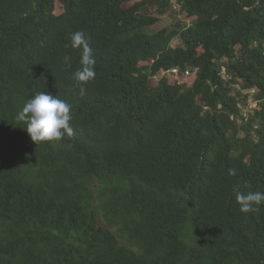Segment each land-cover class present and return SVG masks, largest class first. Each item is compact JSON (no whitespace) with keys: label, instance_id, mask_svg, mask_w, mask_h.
I'll use <instances>...</instances> for the list:
<instances>
[{"label":"trees","instance_id":"obj_1","mask_svg":"<svg viewBox=\"0 0 264 264\" xmlns=\"http://www.w3.org/2000/svg\"><path fill=\"white\" fill-rule=\"evenodd\" d=\"M178 2L194 20L151 32L172 0H0V264H264V203L235 200L264 192V0ZM40 92L72 136L31 140Z\"/></svg>","mask_w":264,"mask_h":264},{"label":"clouds","instance_id":"obj_2","mask_svg":"<svg viewBox=\"0 0 264 264\" xmlns=\"http://www.w3.org/2000/svg\"><path fill=\"white\" fill-rule=\"evenodd\" d=\"M71 48L80 51V67L74 72L73 79L80 86L81 95L86 93L83 86L95 78V58L89 38L83 31H76L71 34ZM68 47V45H66ZM70 57L65 56L66 67H71ZM25 121V128L34 143L60 140L65 134L72 136L74 129L70 125L71 105L66 101L57 98L47 92H40L28 100L17 117ZM229 176L236 175V169L228 170ZM235 200L240 205L243 213L258 212L259 206L264 203V192L249 191L244 193L238 188L235 190Z\"/></svg>","mask_w":264,"mask_h":264},{"label":"rangeland","instance_id":"obj_3","mask_svg":"<svg viewBox=\"0 0 264 264\" xmlns=\"http://www.w3.org/2000/svg\"><path fill=\"white\" fill-rule=\"evenodd\" d=\"M158 15H159V13H158ZM160 16H161L160 21L157 22L156 24H154L153 26L149 27L148 28L149 31L154 32L156 30H160L164 27H167V26H169L173 23H177L179 21H184V22H187L189 24V23H191V21L194 20V17H188L186 15V13L181 10V6H180L178 0H172V4L169 7V9H167V11ZM178 43H179V40H178V38H176L172 44L174 46H176ZM224 60H226V59H224ZM169 76L172 78L171 81L174 82V80L176 79V76L172 73H170ZM194 79H195L194 75H189L188 77H185V81L187 83H190V84L194 81ZM239 89H240V85H235L233 93H237ZM243 93H247V92L243 91L242 94ZM238 99L242 101L241 104L247 113H251L255 109V107L258 105L256 100H254L253 94L250 95L249 100L247 102H246V100H244L243 96L239 97V95H238Z\"/></svg>","mask_w":264,"mask_h":264},{"label":"built area","instance_id":"obj_4","mask_svg":"<svg viewBox=\"0 0 264 264\" xmlns=\"http://www.w3.org/2000/svg\"><path fill=\"white\" fill-rule=\"evenodd\" d=\"M173 72L178 73V69L173 70Z\"/></svg>","mask_w":264,"mask_h":264}]
</instances>
